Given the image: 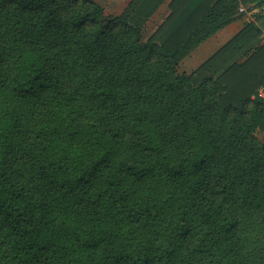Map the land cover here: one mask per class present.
<instances>
[{
    "label": "trees",
    "instance_id": "16d2710c",
    "mask_svg": "<svg viewBox=\"0 0 264 264\" xmlns=\"http://www.w3.org/2000/svg\"><path fill=\"white\" fill-rule=\"evenodd\" d=\"M167 1L0 0V264H264V0Z\"/></svg>",
    "mask_w": 264,
    "mask_h": 264
},
{
    "label": "crops",
    "instance_id": "0c3cea01",
    "mask_svg": "<svg viewBox=\"0 0 264 264\" xmlns=\"http://www.w3.org/2000/svg\"><path fill=\"white\" fill-rule=\"evenodd\" d=\"M94 1L102 5V0H94ZM107 1L120 3V6L125 7L122 11L123 13L132 0H107ZM170 2L171 0H168L165 4L161 5L160 7H167L168 9ZM242 8L245 9L244 12H241ZM240 13L242 14L241 18L237 19L233 23L229 24L228 26L220 30L208 41L204 42L196 50H194L189 56L184 58L180 64L179 72L188 75L196 72L207 60H209L212 56H214L224 45H226L234 38H236L250 23H253V25L257 27L256 33H254L253 37L251 38L252 41L254 40L255 47L264 45V7L254 8V7L242 6L240 7ZM168 14H169V10H168Z\"/></svg>",
    "mask_w": 264,
    "mask_h": 264
},
{
    "label": "rangeland",
    "instance_id": "374dc122",
    "mask_svg": "<svg viewBox=\"0 0 264 264\" xmlns=\"http://www.w3.org/2000/svg\"><path fill=\"white\" fill-rule=\"evenodd\" d=\"M102 5L104 6L106 13L108 15H115V16L121 15L123 9L125 8V7L120 6V3L118 2L117 3L108 2L107 0H102ZM166 9L167 7H160L159 10L156 12V14L153 16L152 20L148 24V27L146 30V36H149V34H151L163 22L164 18L168 14V9L167 10ZM258 137L260 139H263L264 132L259 133Z\"/></svg>",
    "mask_w": 264,
    "mask_h": 264
},
{
    "label": "built area",
    "instance_id": "2783aa9c",
    "mask_svg": "<svg viewBox=\"0 0 264 264\" xmlns=\"http://www.w3.org/2000/svg\"><path fill=\"white\" fill-rule=\"evenodd\" d=\"M245 9H241V12H244ZM258 97L264 99V86L258 91Z\"/></svg>",
    "mask_w": 264,
    "mask_h": 264
}]
</instances>
